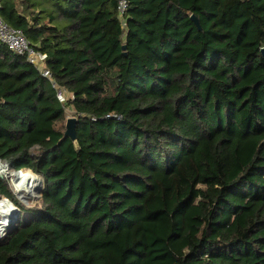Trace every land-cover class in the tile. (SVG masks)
Wrapping results in <instances>:
<instances>
[{"label":"trees","instance_id":"1","mask_svg":"<svg viewBox=\"0 0 264 264\" xmlns=\"http://www.w3.org/2000/svg\"><path fill=\"white\" fill-rule=\"evenodd\" d=\"M1 2L74 97L0 41V264H264V0Z\"/></svg>","mask_w":264,"mask_h":264},{"label":"built area","instance_id":"2","mask_svg":"<svg viewBox=\"0 0 264 264\" xmlns=\"http://www.w3.org/2000/svg\"><path fill=\"white\" fill-rule=\"evenodd\" d=\"M2 0H0V7L2 5ZM117 6L119 10V18L125 26L126 22V13L129 7V0H117ZM0 41L5 44L10 50L15 52L16 54L23 55L26 57L27 61H29L31 64H33L36 68L39 69V71L42 73L43 76L48 78L55 91L56 96L59 99V101L63 104H66L70 99L74 97L73 93L68 91L65 87L59 85L57 81L53 78V75L49 68L46 67V59L47 54L45 52H42L40 50H37L34 48L32 43L29 41V39L26 37L25 33L21 29H17L12 27L9 23H7L1 16H0ZM96 120V118H94ZM26 170V169H11L9 164L2 159H0V176L3 178H6L10 186L15 194L19 193V196L21 199H34V197L31 196L33 194V189H31V192H19L17 190V185L21 180L18 178V173ZM40 175V174H38ZM44 182V180H43ZM3 199H8L5 196L0 195V202H2ZM12 203L18 208V211L10 210L8 213H13L14 215V223H13V217H10L7 215V212H1L0 211V219L7 218L6 223H3V225L8 226L7 228L1 227L0 225V241L5 239L7 234L12 230V227H15V215L19 214V217L21 216V210L20 208L12 201ZM0 205V209H2Z\"/></svg>","mask_w":264,"mask_h":264},{"label":"bare ground","instance_id":"3","mask_svg":"<svg viewBox=\"0 0 264 264\" xmlns=\"http://www.w3.org/2000/svg\"><path fill=\"white\" fill-rule=\"evenodd\" d=\"M18 178L19 180H21V182L18 183L17 185V190H19V192H31V189H33V194H31L32 197L37 198L39 191L41 190V182H42V178L39 175H37V173H33L32 171L26 172L25 174H23V172H19L18 173ZM35 178L37 179V182H39L38 185H36L35 183ZM1 207H3L2 209H0L1 212L6 211L7 215L12 217L13 213H8L10 212V210L13 211H17L16 208H14V204L10 203V201L8 199H3L2 202H0ZM6 216V214H5ZM2 218L0 219V225H2L1 227L7 228L8 226L3 225V223H6L7 218ZM14 223V222H13Z\"/></svg>","mask_w":264,"mask_h":264},{"label":"rangeland","instance_id":"4","mask_svg":"<svg viewBox=\"0 0 264 264\" xmlns=\"http://www.w3.org/2000/svg\"><path fill=\"white\" fill-rule=\"evenodd\" d=\"M72 115H74V112L71 111V109H67V117H71ZM30 170L26 169V170H23V174H25L26 172H29ZM38 175V174H37ZM40 177H42L41 175H39ZM36 183V185L39 184V182H37V179L35 178L34 180ZM44 186V182H43V178H42V182H41V190L39 191V194H38V197L37 198H34V199H26V200H23L20 198L19 196V193H16L15 192V195L17 197V199L20 201L21 204V216L19 217V214L18 215H15V225L18 224V222L20 223H24L26 220H28L31 215L33 214L32 211L30 210V207H34L35 205H38L41 201V191H42V188ZM13 217V222H14V215L12 216Z\"/></svg>","mask_w":264,"mask_h":264},{"label":"water","instance_id":"5","mask_svg":"<svg viewBox=\"0 0 264 264\" xmlns=\"http://www.w3.org/2000/svg\"><path fill=\"white\" fill-rule=\"evenodd\" d=\"M192 18L195 20L198 27L200 28L201 26H200V23H199V20L197 19V17L192 15ZM124 48H125V46H124ZM262 51L264 53V48L262 49ZM76 125H77V118L76 117H69L67 119L65 135L69 136L72 140H76V138H77ZM9 201H10V203H12V201L10 199H9ZM14 208H16L18 211V208L16 206H14Z\"/></svg>","mask_w":264,"mask_h":264}]
</instances>
